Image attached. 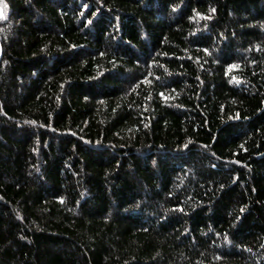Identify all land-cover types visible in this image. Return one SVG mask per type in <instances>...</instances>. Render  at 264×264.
I'll return each instance as SVG.
<instances>
[{
  "label": "trees",
  "instance_id": "obj_1",
  "mask_svg": "<svg viewBox=\"0 0 264 264\" xmlns=\"http://www.w3.org/2000/svg\"><path fill=\"white\" fill-rule=\"evenodd\" d=\"M0 264H264V0H2Z\"/></svg>",
  "mask_w": 264,
  "mask_h": 264
},
{
  "label": "snow or ice",
  "instance_id": "obj_2",
  "mask_svg": "<svg viewBox=\"0 0 264 264\" xmlns=\"http://www.w3.org/2000/svg\"><path fill=\"white\" fill-rule=\"evenodd\" d=\"M0 3H2V0H0ZM6 5H3V9H0V18H3L5 15Z\"/></svg>",
  "mask_w": 264,
  "mask_h": 264
}]
</instances>
